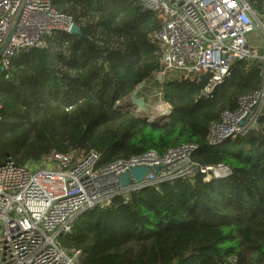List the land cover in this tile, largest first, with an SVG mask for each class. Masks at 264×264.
Here are the masks:
<instances>
[{"label": "trees", "instance_id": "obj_1", "mask_svg": "<svg viewBox=\"0 0 264 264\" xmlns=\"http://www.w3.org/2000/svg\"><path fill=\"white\" fill-rule=\"evenodd\" d=\"M55 4L82 32L58 31L46 47L20 51L8 77L0 67V164L73 150H96L107 164L193 142L197 162L232 167L224 178L164 181L88 208L62 245L82 250L79 264H264V116L244 136L207 139L224 110L260 87L261 61L240 62L204 96L207 76L156 79L162 50L151 32L160 20L140 0ZM251 6L264 17V0ZM151 78L172 108L154 122L118 105Z\"/></svg>", "mask_w": 264, "mask_h": 264}, {"label": "built area", "instance_id": "obj_2", "mask_svg": "<svg viewBox=\"0 0 264 264\" xmlns=\"http://www.w3.org/2000/svg\"><path fill=\"white\" fill-rule=\"evenodd\" d=\"M140 1L160 20L151 38L162 50L157 74L162 81L174 75L192 80L207 76L202 95L210 96L240 62L261 61L260 87L241 95L235 109L224 110L211 124L207 139L217 145L256 128L264 116V52L249 43L248 34L258 26L264 43V17L254 11L251 0ZM55 2L0 0V67L7 77L17 53L46 47L58 31L72 33L77 25L73 15L59 11ZM154 96L159 101L153 105L146 100L154 110L147 116L157 120L172 108L162 90ZM122 102L139 111L130 96L118 104ZM197 148L196 143L184 142L164 152L149 149L107 164L100 163L96 150L52 151L23 165L9 157L0 164V264H79L82 250L65 248L61 236L71 233L82 211L105 208L117 195L129 199L131 192L164 181L197 175L211 181L232 174L229 164L197 162ZM138 166L152 171L141 181L131 177L122 185L120 176Z\"/></svg>", "mask_w": 264, "mask_h": 264}, {"label": "water", "instance_id": "obj_3", "mask_svg": "<svg viewBox=\"0 0 264 264\" xmlns=\"http://www.w3.org/2000/svg\"><path fill=\"white\" fill-rule=\"evenodd\" d=\"M253 30H258V26H254ZM81 32H82V30L78 25H75L72 29V33L80 34ZM157 79L159 81H162V77L160 75L157 76ZM144 83H145V81H143L141 84L143 85ZM130 97H131V101H132L133 105L136 108H138L139 111H141V112L148 111V103L146 101V97L145 96H139L138 95V89H135ZM146 118L150 122L156 121V119L150 118L148 116H146ZM155 170L156 171L159 170V167H156ZM150 171H152V168H150V167H146V166L134 167L129 172L123 173L120 176L121 183L124 186L127 185L129 183L131 177H134V179L137 181H141V180H143L145 175Z\"/></svg>", "mask_w": 264, "mask_h": 264}, {"label": "rangeland", "instance_id": "obj_4", "mask_svg": "<svg viewBox=\"0 0 264 264\" xmlns=\"http://www.w3.org/2000/svg\"><path fill=\"white\" fill-rule=\"evenodd\" d=\"M248 40H249V43L253 47L258 48L261 52H264V43H263V40L261 38V32L259 30H254L251 33H249L248 34ZM136 89H138L139 96H146V97L150 96V97L146 98V100L148 99L147 101L150 104L153 103V105H157L156 103H158L159 97L154 96V94L158 93V84H157L155 78H151V79L145 81V83L143 85L142 84L138 85ZM118 105L120 107L125 106L124 102H122V104H118ZM128 109H131V110L137 112V114L143 115L145 117L154 112L152 107L148 108V111H146V112H139L133 106H132V108H128Z\"/></svg>", "mask_w": 264, "mask_h": 264}, {"label": "crops", "instance_id": "obj_5", "mask_svg": "<svg viewBox=\"0 0 264 264\" xmlns=\"http://www.w3.org/2000/svg\"><path fill=\"white\" fill-rule=\"evenodd\" d=\"M139 95V94H138ZM148 100V99H147Z\"/></svg>", "mask_w": 264, "mask_h": 264}]
</instances>
